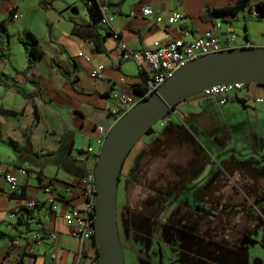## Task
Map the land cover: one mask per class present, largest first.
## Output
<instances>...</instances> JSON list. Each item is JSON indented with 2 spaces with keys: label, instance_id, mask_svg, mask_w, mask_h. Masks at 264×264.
I'll list each match as a JSON object with an SVG mask.
<instances>
[{
  "label": "crops",
  "instance_id": "1",
  "mask_svg": "<svg viewBox=\"0 0 264 264\" xmlns=\"http://www.w3.org/2000/svg\"><path fill=\"white\" fill-rule=\"evenodd\" d=\"M44 1L45 8L38 0H0V20H6L9 33L8 54L0 61L1 80L30 91L32 85L26 78L34 77L39 86L38 94L27 101L0 83V170L17 178V189L9 192L0 175V232L4 234L0 237V264L74 261L78 241L70 234L62 214L82 204L78 181L94 164L102 141L98 127L106 131L114 120L109 112L115 105L110 92L121 90L134 96L138 92L133 85L142 82L137 64L121 58L111 33L133 51L148 48L153 41L179 37L185 30L189 32L187 38L197 37L213 21L225 22L217 15L212 21L201 20L203 5L221 7L236 2L122 0L119 6H109L119 0H96L105 3L108 22L88 26L87 0ZM249 1L252 5L264 0ZM145 6L163 15L177 9L183 17L167 26L143 16L141 9ZM242 12L228 24L235 35V46L264 47V13L246 19ZM81 23L84 25L77 27ZM25 31L36 37L43 52L28 69L16 39ZM78 52L89 56V61ZM96 64L103 65L101 79L89 76ZM258 98L261 100L256 101ZM5 110L21 113L8 114ZM173 111L177 118L170 120L169 128L185 140V183L196 195L192 206H185L188 226L195 234L204 235H196L200 239L218 243L221 238L231 240L233 234L240 242L248 218L255 217L249 208H259L255 218L264 219V85L248 84L226 95L197 92L178 102ZM156 137L154 132L144 133L138 140L147 146ZM8 140L19 149H13ZM19 168L25 174H19ZM46 186H50V192L44 190ZM181 186L175 185L176 191ZM27 199H34L35 204L23 208ZM230 221L243 223L246 228L236 231L228 226ZM253 225L250 221L252 230ZM208 245L197 251L218 259L209 264H223L220 254ZM84 252L79 264H92L95 248L86 242Z\"/></svg>",
  "mask_w": 264,
  "mask_h": 264
},
{
  "label": "rangeland",
  "instance_id": "2",
  "mask_svg": "<svg viewBox=\"0 0 264 264\" xmlns=\"http://www.w3.org/2000/svg\"><path fill=\"white\" fill-rule=\"evenodd\" d=\"M255 4L252 3L251 9L257 11ZM249 5L247 0L243 7L247 15ZM248 17L246 19H253ZM166 117L169 121L165 124ZM176 118L175 111L171 110L164 118L156 120L151 126L162 127L158 134L154 133L156 139L147 146L137 140L123 162L116 191V223L124 264L216 262L218 259L197 251L206 244L220 254L218 258L223 264H264V219L255 218L259 208H249L255 217L248 218L247 228L243 223H228L236 231L246 228L240 242L232 234L231 240L221 238L215 243L200 239L204 235L191 231L185 206H192L196 195L185 183L184 169L188 163L185 140L175 134L173 127L169 128ZM178 183L182 186L176 191ZM233 212L227 213L226 219ZM250 221L254 224L253 230Z\"/></svg>",
  "mask_w": 264,
  "mask_h": 264
},
{
  "label": "water",
  "instance_id": "3",
  "mask_svg": "<svg viewBox=\"0 0 264 264\" xmlns=\"http://www.w3.org/2000/svg\"><path fill=\"white\" fill-rule=\"evenodd\" d=\"M264 85V47H236L196 57L137 101L106 131L93 164L96 264H124L116 223V191L123 162L132 146L158 119L188 96L222 84Z\"/></svg>",
  "mask_w": 264,
  "mask_h": 264
},
{
  "label": "built area",
  "instance_id": "4",
  "mask_svg": "<svg viewBox=\"0 0 264 264\" xmlns=\"http://www.w3.org/2000/svg\"><path fill=\"white\" fill-rule=\"evenodd\" d=\"M141 14L145 17L152 18L157 23L163 21L167 26L178 22L183 17V14L177 9L170 10L163 15L162 12H156L149 6L143 7ZM243 14L244 12H242ZM249 16L254 18L256 17V13L252 11ZM99 22L102 24L108 22L104 6H101ZM188 35L189 32L185 30L179 37L171 38L165 42L153 41L150 47L133 51L119 40L116 33H111V37L117 40L118 47L121 51V58H129L137 64L139 71L143 75L144 84L143 90L134 96L121 90H112L110 92V97L115 102V105L109 109V112L113 115L114 120L132 107L137 101L149 96L165 79L169 78L178 68L190 60L208 53L236 48L234 32L227 22L213 21L211 26L200 36L187 38ZM77 55L82 56L85 61H89V56L83 55L81 52H78ZM102 69V64H96L90 69L89 76L94 79H101L103 76ZM119 80L123 81V77H120ZM244 86L245 84L243 83L214 85L202 89L200 93L205 96L217 94L226 95ZM224 100L223 98L221 102ZM260 100V98L256 99V101ZM98 131L103 139L106 131L102 127H98ZM86 150L91 151V148L87 147ZM17 172L19 174H25L26 171L19 168ZM0 175L6 182L9 192L17 189V178L14 173L0 170ZM78 187L80 196L82 197V204L80 206L69 207L62 214V219L69 227L70 234L78 241V249L72 264L80 263V260L84 257L85 243L92 244L94 237L93 212L96 190L93 166L79 179ZM50 189V186L44 188L46 192H50ZM66 191L68 192V189ZM49 201H51V198H49ZM34 204V199H27L23 202L22 207L29 208ZM92 264H96V255L92 258Z\"/></svg>",
  "mask_w": 264,
  "mask_h": 264
},
{
  "label": "trees",
  "instance_id": "5",
  "mask_svg": "<svg viewBox=\"0 0 264 264\" xmlns=\"http://www.w3.org/2000/svg\"><path fill=\"white\" fill-rule=\"evenodd\" d=\"M122 0H119L115 3H108L109 6L111 5H115V6H119L121 4ZM247 0H236V2L232 5H226V6H221V7H212L209 5H204L200 14H199V18L203 21L206 20H213L214 16H221V20L225 21V22H232L233 20L236 19V15L240 10H243V7L246 5ZM39 5L42 8L46 7V3L44 0H38ZM105 6V3H99L96 0H87V5L85 7L86 13H87V22L85 23V25H93L94 23H96L97 21H99L100 17H101V6ZM255 7L257 9V11L252 10V5H249V11H248V15L246 12H244L243 16L244 17H248L249 14L254 11L256 13V17L259 16L260 14L264 13V1H258L255 4ZM12 13L11 10H9V15L8 17H11ZM250 17V16H249ZM84 25L83 23L77 25V27ZM73 31H76V28L73 29ZM16 39L17 41L21 44L23 51H24V55L26 58V68H30L31 66H33L37 60L41 57V55L43 54L42 49L36 39V37L28 32H21L19 34L16 35ZM246 47H250V46H246ZM8 50H9V33L7 30V24H6V20L1 19L0 20V61L4 60L7 57L8 54ZM66 71L65 73L68 74L69 71ZM142 78V82L140 83H135L134 86V90L136 92H141L144 88V84H143V75L141 76ZM26 81L29 82L32 85V90L30 91H26L23 88H21L19 85H15L12 83H6L3 82L1 80L0 77V83L2 82L3 87L5 88H12L15 92H17L18 94H20L25 100H30L33 96L37 95L39 92V86L37 81L35 80L34 77H29L26 78ZM174 109V107L172 108V110ZM6 113L8 114H19L21 113V110L19 111H15V110H5ZM33 114H34V119L36 120L37 118V112H36V107L33 104ZM168 121V120H167ZM162 127H160V129H158L159 131L161 130ZM158 130H154L152 129V126H150L145 133H151L154 132L155 134H158ZM8 144L15 150L19 149L18 147H16L15 143L13 141L8 140ZM119 182V180H118ZM4 236V234L2 232H0V237ZM85 254V252L83 253ZM96 255V254H95Z\"/></svg>",
  "mask_w": 264,
  "mask_h": 264
},
{
  "label": "flooded vegetation",
  "instance_id": "6",
  "mask_svg": "<svg viewBox=\"0 0 264 264\" xmlns=\"http://www.w3.org/2000/svg\"><path fill=\"white\" fill-rule=\"evenodd\" d=\"M175 107V106H174Z\"/></svg>",
  "mask_w": 264,
  "mask_h": 264
}]
</instances>
